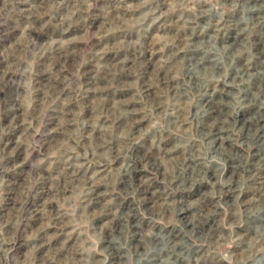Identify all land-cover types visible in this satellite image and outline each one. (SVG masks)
I'll list each match as a JSON object with an SVG mask.
<instances>
[{
	"label": "rangeland",
	"instance_id": "374dc122",
	"mask_svg": "<svg viewBox=\"0 0 264 264\" xmlns=\"http://www.w3.org/2000/svg\"><path fill=\"white\" fill-rule=\"evenodd\" d=\"M0 264H264V0H0Z\"/></svg>",
	"mask_w": 264,
	"mask_h": 264
}]
</instances>
